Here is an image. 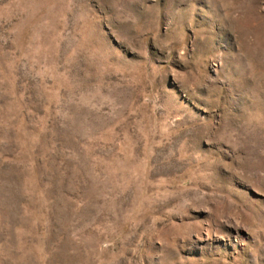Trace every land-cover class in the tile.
Wrapping results in <instances>:
<instances>
[{
  "label": "rangeland",
  "instance_id": "rangeland-1",
  "mask_svg": "<svg viewBox=\"0 0 264 264\" xmlns=\"http://www.w3.org/2000/svg\"><path fill=\"white\" fill-rule=\"evenodd\" d=\"M0 264H264V0H0Z\"/></svg>",
  "mask_w": 264,
  "mask_h": 264
}]
</instances>
